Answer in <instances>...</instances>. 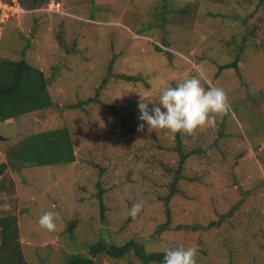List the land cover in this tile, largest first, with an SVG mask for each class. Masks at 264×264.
I'll return each mask as SVG.
<instances>
[{
	"label": "rangeland",
	"instance_id": "374dc122",
	"mask_svg": "<svg viewBox=\"0 0 264 264\" xmlns=\"http://www.w3.org/2000/svg\"><path fill=\"white\" fill-rule=\"evenodd\" d=\"M169 1L162 20L161 0H21L24 12L9 15L16 29L0 41V62L22 58L51 78L55 106L0 123V159L19 140L53 129H66L75 151L69 165L0 175V216L15 218L26 264L85 255L101 229L146 251L195 247L197 264H264V0ZM135 48L149 53L151 67L132 65ZM236 58L237 69L218 70ZM119 74L149 77L148 86L122 83ZM188 76L222 88L228 107L215 127L181 135V150L194 152L166 200V174L178 162L173 132L139 128L138 102L151 109L162 84ZM141 201L140 213L128 215ZM45 211L57 214L54 231L38 224Z\"/></svg>",
	"mask_w": 264,
	"mask_h": 264
},
{
	"label": "trees",
	"instance_id": "16d2710c",
	"mask_svg": "<svg viewBox=\"0 0 264 264\" xmlns=\"http://www.w3.org/2000/svg\"><path fill=\"white\" fill-rule=\"evenodd\" d=\"M37 2L41 3L42 1L38 0ZM172 6L171 1L161 0V11L158 14V19L162 20L165 14L170 13ZM8 21L0 22V28H2V32L4 31L3 37L0 34V41L4 40L8 33L13 35L15 32L16 28L11 29V26L7 23ZM8 26L9 29H6ZM58 39L63 46L60 34L58 35ZM163 44L167 45L164 41ZM26 48H28L27 44ZM140 51L138 48L132 49L131 52L129 51L133 56V59H130L132 65L151 67L152 58L149 53L147 51L141 53ZM155 51L160 52L161 48L155 47ZM20 56H23V52ZM115 59L116 56L112 55L109 63H114ZM237 63L238 60L236 58L230 63L219 66L218 70L237 69ZM111 70L112 65H109L107 68L109 76L111 75ZM113 77L121 80L122 83L126 82L134 86L141 84L148 86V81L145 79H149V77L146 76L142 78L138 75L119 74L113 75ZM154 78L158 79L157 76ZM50 79H47L41 70L27 64L22 58L17 61H1L0 123L31 112L53 108L55 104L52 103L51 95L47 90ZM111 108L112 105L109 106V109ZM228 126L231 127L230 125ZM181 135H183V132H173L174 150L177 152L178 162L175 169L168 171L166 174L168 178L166 185L168 195L166 200L177 193V184L180 180L186 178L182 174L183 165L185 160L194 152L193 149L189 152L181 150ZM187 135H191V132L187 133ZM3 141V138L0 139V143ZM149 142L147 141V143ZM162 147H166L164 143L159 147L158 151ZM3 157V160L0 159V175L7 169L19 172L21 169L28 167H59L69 165L75 162V151L67 130L53 129L19 140L11 148H8L7 151H4ZM191 180L197 183L199 179L194 178ZM2 184L1 181L0 191L3 187ZM164 228H167V223L161 226V230L163 231ZM159 232L160 230L157 231V233ZM114 234L115 232L101 229L100 237L87 246L85 255L80 253H65L63 256L65 264H96V260H99L100 264H104L102 262L106 259L117 260L124 257L134 258L143 264L153 262L163 264V252L146 251L135 240H129L124 244H116L109 240ZM0 264H26L18 242L16 220L12 216H0Z\"/></svg>",
	"mask_w": 264,
	"mask_h": 264
},
{
	"label": "clouds",
	"instance_id": "9594fccd",
	"mask_svg": "<svg viewBox=\"0 0 264 264\" xmlns=\"http://www.w3.org/2000/svg\"><path fill=\"white\" fill-rule=\"evenodd\" d=\"M32 0V4L38 3ZM46 1V0H41ZM54 4L52 1L51 5ZM1 5L6 6V17H2L0 11V22L8 20L9 15L24 12L25 8L21 0H1ZM60 4H56V12H59ZM140 98V97H139ZM141 98L138 102L139 117L144 123L138 125L143 128L145 124L148 129H167L172 132L190 133L198 127H215L216 115L223 114L227 110V97L225 91L220 87L205 88L195 76L185 77L175 87L162 84L159 89L157 103H151ZM143 208V202L134 203L128 210V215L135 217ZM56 213L45 211L38 219L41 228L51 232L56 228ZM197 250L195 247H164L163 264H197Z\"/></svg>",
	"mask_w": 264,
	"mask_h": 264
},
{
	"label": "built area",
	"instance_id": "2783aa9c",
	"mask_svg": "<svg viewBox=\"0 0 264 264\" xmlns=\"http://www.w3.org/2000/svg\"><path fill=\"white\" fill-rule=\"evenodd\" d=\"M0 11H1L2 17H6V6L1 5V0H0Z\"/></svg>",
	"mask_w": 264,
	"mask_h": 264
},
{
	"label": "water",
	"instance_id": "95a60500",
	"mask_svg": "<svg viewBox=\"0 0 264 264\" xmlns=\"http://www.w3.org/2000/svg\"><path fill=\"white\" fill-rule=\"evenodd\" d=\"M0 139H2V137H0Z\"/></svg>",
	"mask_w": 264,
	"mask_h": 264
}]
</instances>
